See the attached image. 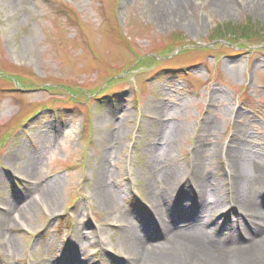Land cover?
Wrapping results in <instances>:
<instances>
[{
	"label": "rangeland",
	"instance_id": "rangeland-1",
	"mask_svg": "<svg viewBox=\"0 0 264 264\" xmlns=\"http://www.w3.org/2000/svg\"><path fill=\"white\" fill-rule=\"evenodd\" d=\"M159 1L0 0V264H69L83 232L81 260L120 264L118 211L158 233L151 164L264 165V14Z\"/></svg>",
	"mask_w": 264,
	"mask_h": 264
},
{
	"label": "bare ground",
	"instance_id": "bare-ground-1",
	"mask_svg": "<svg viewBox=\"0 0 264 264\" xmlns=\"http://www.w3.org/2000/svg\"><path fill=\"white\" fill-rule=\"evenodd\" d=\"M187 1L160 0L159 12L181 16ZM237 1L246 9L264 14V0ZM210 2L220 10L230 7L229 0ZM161 110L159 104L156 111L160 114ZM246 136L241 130L236 140H245ZM237 145L225 154L227 187L215 178L209 160L200 152L185 167L151 164V171L162 183L158 190L152 182L147 185L153 215L149 213V220L158 233H152L150 224L136 223L134 215L128 216L124 209L118 211L126 229L122 243L130 255L120 264H264V165L241 152ZM111 187L104 194L107 205L111 197L118 195ZM174 191H182L176 194V202ZM159 236L162 239L156 240ZM91 241L85 232L81 234L69 264L89 263L81 260L78 252Z\"/></svg>",
	"mask_w": 264,
	"mask_h": 264
},
{
	"label": "trees",
	"instance_id": "trees-1",
	"mask_svg": "<svg viewBox=\"0 0 264 264\" xmlns=\"http://www.w3.org/2000/svg\"><path fill=\"white\" fill-rule=\"evenodd\" d=\"M64 9H65V10H67L68 8H67V7H65ZM67 13L69 14V12H67Z\"/></svg>",
	"mask_w": 264,
	"mask_h": 264
}]
</instances>
